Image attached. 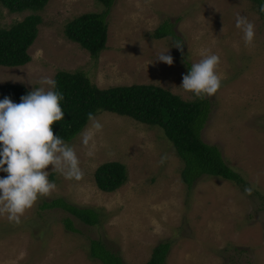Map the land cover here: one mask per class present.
I'll return each instance as SVG.
<instances>
[{"label": "rangeland", "instance_id": "1", "mask_svg": "<svg viewBox=\"0 0 264 264\" xmlns=\"http://www.w3.org/2000/svg\"><path fill=\"white\" fill-rule=\"evenodd\" d=\"M102 9L96 0H49L39 12L42 23L28 49L31 60L0 66V82L47 90L42 78H53L58 70H83L98 87L157 83L191 99L194 95L180 87L188 72L174 42L169 36L152 37L169 20L181 37L186 62H199L204 49L220 57L224 79L218 92L207 97L211 113L201 137L218 146L246 184L204 176L187 186L179 174L182 162L160 128L101 111L94 117L102 131L95 132L88 120L66 142L79 157L83 177L68 180L49 166L48 180L56 191L38 199L19 224L0 216V264H102L89 257L90 238L103 239L124 264H144L165 240L172 243L166 264H264V21L250 0H115L107 17L106 48L95 59L68 40L63 28L77 15ZM28 13L10 12L0 4V27ZM237 14L255 26L252 46L245 45L243 32L235 27ZM166 49L172 66L156 61ZM85 132L94 133L87 146L82 143ZM89 151L94 155L88 156ZM112 160L126 165L128 179L104 192L93 174L100 163ZM5 176L0 172V178ZM55 197L100 208V222L88 225L62 209L39 207ZM65 217L77 232L65 229Z\"/></svg>", "mask_w": 264, "mask_h": 264}, {"label": "trees", "instance_id": "2", "mask_svg": "<svg viewBox=\"0 0 264 264\" xmlns=\"http://www.w3.org/2000/svg\"><path fill=\"white\" fill-rule=\"evenodd\" d=\"M48 1L0 0V4L10 12L29 11L22 20L0 27V66H21L31 60L28 49L42 23L39 12ZM96 1L103 6L101 11L77 15L63 28L68 40L77 43L95 59L106 48L107 17L115 0ZM250 2L264 21V12L259 10L264 0ZM167 36L173 42L177 39L181 41V37L173 30V24L164 20L155 28L152 37L160 39ZM177 52L185 61L183 50L177 49ZM184 61V67L189 72L192 65ZM53 79L56 81L55 91L64 97L60 101L64 119L55 122L52 128L54 134L65 142L72 140L86 126L90 113L94 117L101 111L111 112L149 127L160 128L163 137L171 142L175 154L182 162L179 174L187 186L204 176L221 178L240 186L246 184L241 174L226 163L218 146L203 141L201 137V131L211 113L212 103L207 97L184 99L157 83H132L102 88L92 82L83 70H58ZM31 91L23 84L0 82V100L7 96L18 104L20 97ZM93 176L99 190L113 192L127 181V167L116 160L106 161L96 167ZM50 180H53V172ZM39 207L62 209L88 225L100 222V208L77 205L63 197L43 200ZM63 226L69 231H78L69 217L63 218ZM88 241L90 258L98 259L102 264H124L121 255L103 239L90 238ZM171 246L170 240L157 243L144 264H166Z\"/></svg>", "mask_w": 264, "mask_h": 264}, {"label": "clouds", "instance_id": "3", "mask_svg": "<svg viewBox=\"0 0 264 264\" xmlns=\"http://www.w3.org/2000/svg\"><path fill=\"white\" fill-rule=\"evenodd\" d=\"M259 10L264 12V4ZM235 27L243 32L245 45L252 46L254 24L237 14ZM173 47L182 51L183 42L177 39ZM168 52L169 49L162 51L156 61L172 66L173 57L166 54ZM200 55L199 62L192 64L189 72L183 75L180 87L203 99L218 92L224 77L218 71V55L207 49ZM40 83L48 86L47 90L44 87L34 89L21 96L18 104L7 96L0 100V172L6 175L0 178V216L16 224L21 223V217L38 199L56 191V184L48 180L46 169L49 166L68 180L83 177L75 149L55 135L52 128L55 122L64 119L60 106L63 94L55 91L56 81L51 77L42 78ZM89 120L95 132L102 131L103 125L91 113ZM93 135V132H85L82 143L87 146ZM87 155L94 153L89 151ZM251 191V188L245 189L249 195Z\"/></svg>", "mask_w": 264, "mask_h": 264}]
</instances>
